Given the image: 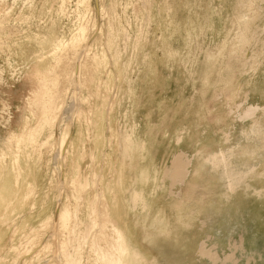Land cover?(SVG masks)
<instances>
[{"label": "rangeland", "instance_id": "1", "mask_svg": "<svg viewBox=\"0 0 264 264\" xmlns=\"http://www.w3.org/2000/svg\"><path fill=\"white\" fill-rule=\"evenodd\" d=\"M75 261L264 264V0H0V264Z\"/></svg>", "mask_w": 264, "mask_h": 264}, {"label": "bare ground", "instance_id": "2", "mask_svg": "<svg viewBox=\"0 0 264 264\" xmlns=\"http://www.w3.org/2000/svg\"><path fill=\"white\" fill-rule=\"evenodd\" d=\"M252 107L253 106H250L249 109L253 110ZM252 113H254V112H252ZM170 161H171V166H170V168H168V166H167L168 169L165 171V175L167 177H169L170 179H172L173 181H175V183L176 182L179 183V182L184 181L186 176L188 175V172H189V170H188L189 159L185 156L184 153L178 152L176 155H174L172 157V159ZM202 243L201 244L198 243L199 244V246H198L199 252L198 253H202L205 257H207V260L209 259L210 261H212V263H216L219 261H225V262L231 261L232 256L229 257L230 255H228V256L221 257L216 251L212 250V248L211 249L207 248Z\"/></svg>", "mask_w": 264, "mask_h": 264}, {"label": "crops", "instance_id": "3", "mask_svg": "<svg viewBox=\"0 0 264 264\" xmlns=\"http://www.w3.org/2000/svg\"><path fill=\"white\" fill-rule=\"evenodd\" d=\"M98 226H99V228H101L102 227V223H98L97 224ZM133 242V245L132 246H134V245H136L137 243L136 242H134V241H132ZM112 257H114V256H112ZM133 261H136L135 260V257L133 256V254L131 253V262H133ZM75 264H77V262L75 261Z\"/></svg>", "mask_w": 264, "mask_h": 264}]
</instances>
